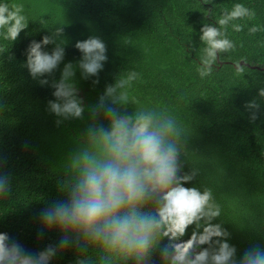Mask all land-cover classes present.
Returning <instances> with one entry per match:
<instances>
[{"label":"trees","instance_id":"16d2710c","mask_svg":"<svg viewBox=\"0 0 264 264\" xmlns=\"http://www.w3.org/2000/svg\"><path fill=\"white\" fill-rule=\"evenodd\" d=\"M3 2L10 8L20 6L27 26L13 42L0 36V158L12 178L9 196L0 201V231L29 249L48 242L36 241L33 218L40 207L58 198L67 156L87 122L85 117L57 125L45 107L51 90L40 86L24 67L28 42L63 23L68 40L65 60L78 57L72 44L89 34L106 45L108 59L100 84L91 89L87 81L80 82L85 103L94 101L116 74L138 73L125 109L131 113L152 108L174 117L184 130L182 171L196 170L185 186L212 191L220 207V216L212 222L230 233L237 254L252 243L264 245V97L258 94L264 88V0ZM237 2L255 15L223 26L233 48L218 53L211 72L201 77L197 68L205 45L199 30L203 24L215 25ZM231 23L241 24L240 31ZM253 25L259 26L255 33L248 31ZM248 101L259 105L255 120L249 119ZM192 228L189 225L181 239L186 240ZM91 255L95 264V253ZM75 260L76 253L69 249L53 264Z\"/></svg>","mask_w":264,"mask_h":264},{"label":"clouds","instance_id":"9594fccd","mask_svg":"<svg viewBox=\"0 0 264 264\" xmlns=\"http://www.w3.org/2000/svg\"><path fill=\"white\" fill-rule=\"evenodd\" d=\"M254 15L237 2L215 25L201 26V77L211 72L218 53L233 48L223 26ZM62 24L28 42L24 67L51 90L45 107L57 125L85 117L87 122L67 156L58 198L40 207L33 218L36 241L48 242L29 249L0 231V264H53L69 249L76 253L75 264H94L93 252L95 264H264V245L252 243L237 254L230 233L212 222L220 216V207L210 189L185 186L196 170L182 171L184 130L176 119L152 108L131 113L125 109L138 73L116 74L94 101L85 103L80 82L87 81L91 89L100 84L106 45L89 34L72 44L78 57L65 60L68 40ZM26 26L21 7L10 8L0 0V36L13 42ZM231 28L240 31L241 24L231 23ZM258 28L253 25L248 31ZM258 94L264 97V88ZM245 107L249 119L255 120L259 105L248 101ZM11 179L0 158V201L9 196ZM189 225L193 228L188 238L181 239Z\"/></svg>","mask_w":264,"mask_h":264},{"label":"water","instance_id":"95a60500","mask_svg":"<svg viewBox=\"0 0 264 264\" xmlns=\"http://www.w3.org/2000/svg\"><path fill=\"white\" fill-rule=\"evenodd\" d=\"M217 59H218V62H219V60H220V59H219V56L217 57ZM243 64H244V62H240V65H243ZM247 66H249V65H247ZM252 68L256 69V68H258V67H255V66H254V67H252Z\"/></svg>","mask_w":264,"mask_h":264}]
</instances>
